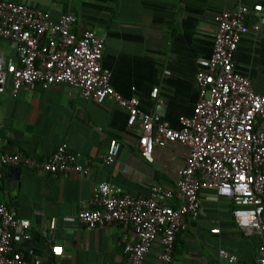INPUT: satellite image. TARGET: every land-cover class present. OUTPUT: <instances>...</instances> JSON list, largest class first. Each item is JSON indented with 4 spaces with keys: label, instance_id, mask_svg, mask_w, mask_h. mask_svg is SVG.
Listing matches in <instances>:
<instances>
[{
    "label": "crops",
    "instance_id": "obj_1",
    "mask_svg": "<svg viewBox=\"0 0 264 264\" xmlns=\"http://www.w3.org/2000/svg\"><path fill=\"white\" fill-rule=\"evenodd\" d=\"M49 11L54 20L73 13L75 30L96 31L104 38L103 66L113 87L124 97L136 96L142 109L160 111L172 127L190 116L198 100L195 76L205 69L214 48L216 15L234 9L240 0H15ZM250 7L249 32L234 54L238 71L255 90L264 92V0H241ZM7 48L0 41V49ZM128 112L107 98L97 102L78 88L55 84L0 92L2 150L23 151L43 160L67 144L86 174L68 176L0 166V203L30 220L29 239L16 234L14 245L42 264H123L124 246L132 232L118 224L87 230L77 215L89 207L97 186L109 181L134 195H148L153 184L175 186L189 148L178 142L155 146L152 160L139 149V125L129 126ZM264 128V120L258 119ZM118 146L116 160L103 155ZM229 198L214 189L200 193V208L176 238L171 264H228L225 249L254 264L263 237L245 234L236 224ZM46 238L49 246L40 245ZM159 240L143 264H158ZM52 249L53 251H50ZM59 249V251H57Z\"/></svg>",
    "mask_w": 264,
    "mask_h": 264
},
{
    "label": "built area",
    "instance_id": "obj_2",
    "mask_svg": "<svg viewBox=\"0 0 264 264\" xmlns=\"http://www.w3.org/2000/svg\"><path fill=\"white\" fill-rule=\"evenodd\" d=\"M250 7L243 1L216 15L217 31L208 65L197 71L199 95L192 115H182L172 127L160 111L142 109L136 96L124 97L112 85L111 72L102 63L105 41L91 29L77 32L73 13L54 20L49 11L15 0H0V92L16 94L23 86L33 89L67 84L85 98L116 100L128 112V125H139V149L152 160L155 146L178 142L189 148L175 186L153 184L148 195L134 196L121 186L101 182L89 207L77 218L87 230L118 224L132 232L124 246L123 264H143L159 240L158 264H171L177 234L188 226L200 208V193L214 189L234 203L237 226L247 235L263 237L254 264H264V92L251 77L238 71L234 54L250 27ZM118 146L104 155L105 165L116 160ZM9 165L39 173L68 176L86 174L90 166L60 144L43 160L23 152L2 150L0 166ZM31 222L0 203V264H42L16 249V234L29 239ZM228 264H247L235 254L220 250Z\"/></svg>",
    "mask_w": 264,
    "mask_h": 264
},
{
    "label": "water",
    "instance_id": "obj_3",
    "mask_svg": "<svg viewBox=\"0 0 264 264\" xmlns=\"http://www.w3.org/2000/svg\"><path fill=\"white\" fill-rule=\"evenodd\" d=\"M40 245L45 247V248H48L49 244L46 240V238H42L41 241H40ZM50 251H53L52 249H49Z\"/></svg>",
    "mask_w": 264,
    "mask_h": 264
},
{
    "label": "snow or ice",
    "instance_id": "obj_4",
    "mask_svg": "<svg viewBox=\"0 0 264 264\" xmlns=\"http://www.w3.org/2000/svg\"><path fill=\"white\" fill-rule=\"evenodd\" d=\"M57 251H59V249H57Z\"/></svg>",
    "mask_w": 264,
    "mask_h": 264
}]
</instances>
